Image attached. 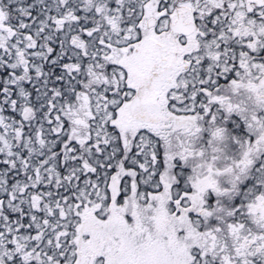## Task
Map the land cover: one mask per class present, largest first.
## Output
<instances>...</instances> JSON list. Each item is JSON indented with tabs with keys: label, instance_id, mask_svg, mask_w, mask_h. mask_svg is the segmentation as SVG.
<instances>
[{
	"label": "snow or ice",
	"instance_id": "6c2138e0",
	"mask_svg": "<svg viewBox=\"0 0 264 264\" xmlns=\"http://www.w3.org/2000/svg\"><path fill=\"white\" fill-rule=\"evenodd\" d=\"M0 264H264V0H0Z\"/></svg>",
	"mask_w": 264,
	"mask_h": 264
}]
</instances>
